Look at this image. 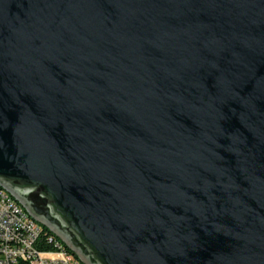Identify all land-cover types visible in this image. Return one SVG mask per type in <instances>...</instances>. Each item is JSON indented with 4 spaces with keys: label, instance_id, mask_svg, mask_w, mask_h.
Wrapping results in <instances>:
<instances>
[{
    "label": "water",
    "instance_id": "1",
    "mask_svg": "<svg viewBox=\"0 0 264 264\" xmlns=\"http://www.w3.org/2000/svg\"><path fill=\"white\" fill-rule=\"evenodd\" d=\"M0 184L85 264H264V0H0Z\"/></svg>",
    "mask_w": 264,
    "mask_h": 264
},
{
    "label": "built area",
    "instance_id": "2",
    "mask_svg": "<svg viewBox=\"0 0 264 264\" xmlns=\"http://www.w3.org/2000/svg\"><path fill=\"white\" fill-rule=\"evenodd\" d=\"M21 203L0 184V264H85L69 247L44 250V231ZM53 242L56 234L46 232ZM70 250H69V249Z\"/></svg>",
    "mask_w": 264,
    "mask_h": 264
},
{
    "label": "trees",
    "instance_id": "3",
    "mask_svg": "<svg viewBox=\"0 0 264 264\" xmlns=\"http://www.w3.org/2000/svg\"><path fill=\"white\" fill-rule=\"evenodd\" d=\"M44 231L42 233V239L39 243L40 248L44 249V250H54L57 249L58 246H64L66 247L67 245L57 236L55 237L53 242H49L48 241V236L46 235V232H51L47 227H44ZM52 233V232H51ZM69 249V248H68ZM70 250V249H69Z\"/></svg>",
    "mask_w": 264,
    "mask_h": 264
},
{
    "label": "rangeland",
    "instance_id": "4",
    "mask_svg": "<svg viewBox=\"0 0 264 264\" xmlns=\"http://www.w3.org/2000/svg\"><path fill=\"white\" fill-rule=\"evenodd\" d=\"M21 205L25 208V206L21 203ZM39 222V221H38ZM42 226H43V224L41 223V222H39ZM58 237H60L59 235H57ZM60 239H62L61 237H60ZM64 241V240H63ZM65 242V241H64Z\"/></svg>",
    "mask_w": 264,
    "mask_h": 264
}]
</instances>
